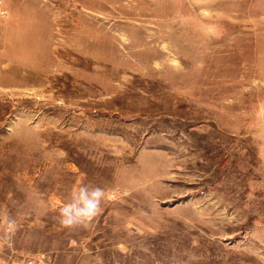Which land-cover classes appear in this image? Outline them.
<instances>
[{"label": "rangeland", "instance_id": "1", "mask_svg": "<svg viewBox=\"0 0 264 264\" xmlns=\"http://www.w3.org/2000/svg\"><path fill=\"white\" fill-rule=\"evenodd\" d=\"M3 5L0 264H264V0Z\"/></svg>", "mask_w": 264, "mask_h": 264}, {"label": "clouds", "instance_id": "2", "mask_svg": "<svg viewBox=\"0 0 264 264\" xmlns=\"http://www.w3.org/2000/svg\"><path fill=\"white\" fill-rule=\"evenodd\" d=\"M104 189L94 185H80L68 202L59 208L57 220L61 227H87L101 211Z\"/></svg>", "mask_w": 264, "mask_h": 264}, {"label": "built area", "instance_id": "3", "mask_svg": "<svg viewBox=\"0 0 264 264\" xmlns=\"http://www.w3.org/2000/svg\"><path fill=\"white\" fill-rule=\"evenodd\" d=\"M6 15V9L3 5V0H0V19Z\"/></svg>", "mask_w": 264, "mask_h": 264}]
</instances>
